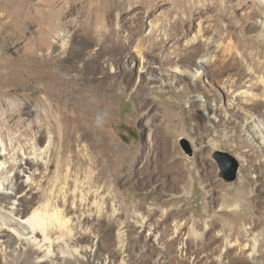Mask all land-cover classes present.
<instances>
[{"label":"rangeland","instance_id":"rangeland-1","mask_svg":"<svg viewBox=\"0 0 264 264\" xmlns=\"http://www.w3.org/2000/svg\"><path fill=\"white\" fill-rule=\"evenodd\" d=\"M262 3L0 0V120L8 126L0 125V163L8 165L14 158L35 174L28 193L30 210L39 205L42 209L49 198L57 201V207L63 205L58 191L50 192L57 161L45 178L43 167L25 164L26 156L20 153L39 136L34 128L19 141L24 126L13 123L21 109L31 116L37 103L54 99L53 110H57L46 120L57 125L52 131L55 145L70 147L75 136L63 135L65 123L59 121L63 114H75L77 98L80 111L96 119L93 126L100 136L119 151L111 163L114 182L119 183L115 192L111 178L107 186L99 180L102 189L97 199L103 197L105 208L85 209L87 214L80 220L81 230L91 233L90 240L101 248L89 264H116L122 256L128 264H218L222 232L239 243L245 242L246 228L264 234V150L260 154L250 144L238 149L236 143L245 116L264 136ZM203 4L207 9L199 18L185 24L195 6ZM101 26L105 30L91 31ZM203 57L210 64L201 80L192 85L189 76L178 75L174 78L181 82L173 88L167 85L174 67L191 71L193 61ZM185 84L187 93L182 90ZM236 93H240L238 108L228 110L230 94ZM48 130L40 148L50 136ZM216 151L238 161L233 182L220 177L213 159ZM17 171L8 168L13 184L18 181ZM89 201L91 205L94 199ZM72 202L67 194L66 205L72 208ZM174 206L180 211L176 220L182 235L193 227L199 238L194 244L187 240L189 256H178L173 241L160 252L148 235V229L159 233L172 229L168 216ZM79 214L72 208L66 217L75 220ZM118 226L124 231L123 254L117 246ZM224 256L226 264H254L236 246L225 249Z\"/></svg>","mask_w":264,"mask_h":264},{"label":"bare ground","instance_id":"bare-ground-1","mask_svg":"<svg viewBox=\"0 0 264 264\" xmlns=\"http://www.w3.org/2000/svg\"><path fill=\"white\" fill-rule=\"evenodd\" d=\"M262 4L264 5V3ZM188 8L189 5L187 4L183 8V11L186 12ZM206 9L207 7L205 4H203V7L197 8V6H195V11L192 12L191 16L188 17L186 21L183 20L184 23H193L194 20L196 21L197 17L199 18L201 12ZM178 21L180 24L182 23V18L180 16L178 17ZM198 25L200 26L202 23L199 22ZM104 28L105 26H101L100 28L93 27L91 31L97 33ZM209 64V59L203 57L193 61L194 68L191 69V71L174 67V69H172L174 74L171 75L173 77L167 82V85L173 88L177 81L181 82V80H175L174 78L178 75L189 76L192 80V85H194L204 77L205 69ZM187 86L188 84L182 86V90H184L185 93H187ZM239 94L240 93H236L234 96L230 94L232 101L230 100V103H227L228 107L226 108L228 110H234L233 107L238 108V100L236 97ZM80 98L81 96L79 100ZM53 100L49 99L43 103H37L35 105L34 114L31 116H25V111L21 109L18 120L15 121L13 125L18 128L24 126V129L20 131L19 141L21 137L28 138L33 129L38 128V138L32 141L30 140L31 142L27 147H22L19 150L23 156H26V158H24L25 164L43 167V176L45 178L49 177L50 167L57 161V169L55 170L54 178L52 177V188L50 192L53 194L54 191H58V197L61 199L63 208L57 207V201L52 203V198H49L41 207L42 209L38 208L41 206L39 205L36 209L30 210L31 204H29L30 197L28 193L35 182V174L27 170L23 162L17 163V160L14 158L8 165H6V162L0 163V261L4 264H89L91 256H94L97 251L101 249L98 244L90 240L91 233L81 230L80 220L87 214L85 209L92 208L95 209L96 212H99L105 208L106 203L103 197H100L101 200L97 199L102 189L99 180L106 186L109 185L112 180V190L115 192L119 183L114 182L115 171L111 168V163L113 159L118 156L117 154L119 151L109 147L104 138L100 136L98 130L93 126L96 119L93 117V119L90 120L86 117V113L80 111L77 98L73 106L75 107L73 110L75 114L71 117L66 114L65 117H63V114L62 120L59 121L65 123L64 129L61 131L63 135L65 132L67 134H74L75 139L73 145L70 147L65 146L63 143L61 145L59 144L60 147L55 145L52 131L57 128V125H51L50 119H48V121L46 120V118L53 117L57 110H53V102L55 101ZM102 110L103 108L100 112ZM100 112H98V115ZM35 117H37L39 121L36 122L34 120ZM252 122V118L250 117L245 116L243 118L236 139L237 147L239 149L246 144H250L253 148H256V152L261 154L264 150V136L257 130V127H255ZM0 125L4 126L5 129L8 128L6 123L2 120H0ZM46 130L51 131L50 136H48L45 146L40 148L39 142L42 140L41 138H43ZM255 141H258V143ZM2 150L5 154L7 153V148L4 143H2ZM55 153L58 154L59 157H55ZM131 165L133 166V163H131ZM10 167L13 170L15 167L18 169L14 175L15 181H18L14 184L12 183L11 173H8V168ZM132 176V174L131 176L126 175L125 181L129 180ZM67 194L73 199L72 208L78 210L80 213L76 216L75 220L66 217L67 213L72 209L70 206L66 205ZM111 195L112 198L115 196V194ZM91 198H93L94 201L90 205L89 200ZM133 207L134 209H138L140 205L135 203ZM115 212L116 210L114 209L113 216ZM179 213L180 211L177 206H174L173 210L169 212L168 217L172 220L173 224L170 231L159 233L154 232V229H148V235L153 245L160 249V252L161 250L164 251V249H166L165 247L173 241V243L176 244L178 256L180 254L189 256L188 250L185 249L187 240H190V243L194 244L199 238L197 239V237H195L197 234L193 227L182 235L181 224L176 220L180 215ZM27 214L29 216L25 218ZM142 219L144 220L145 218ZM143 220L142 223L144 224L145 222H143ZM56 231L62 233L56 235ZM4 232H6V235H3ZM123 232V226H118L116 233L117 246L122 254L123 244L121 237ZM244 233L246 236L244 243H239L237 238L232 240L225 233H221V247L216 256L218 264H226L224 251L234 246L254 264H264V234L260 231H252L250 227L246 228ZM163 255L164 254H162L161 257H163ZM207 255L209 254L206 253L204 256ZM21 256L24 258L22 259ZM116 264H128V261L122 256Z\"/></svg>","mask_w":264,"mask_h":264},{"label":"water","instance_id":"water-1","mask_svg":"<svg viewBox=\"0 0 264 264\" xmlns=\"http://www.w3.org/2000/svg\"><path fill=\"white\" fill-rule=\"evenodd\" d=\"M187 153L190 155L191 150L186 141H183ZM213 159L216 161L220 169V177L226 182H233L237 178L239 172L238 161L229 153L216 151L213 154Z\"/></svg>","mask_w":264,"mask_h":264}]
</instances>
